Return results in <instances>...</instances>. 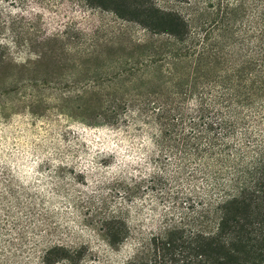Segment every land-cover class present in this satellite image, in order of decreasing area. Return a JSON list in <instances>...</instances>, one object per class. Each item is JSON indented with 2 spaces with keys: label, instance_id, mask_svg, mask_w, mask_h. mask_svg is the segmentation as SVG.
<instances>
[{
  "label": "rangeland",
  "instance_id": "rangeland-1",
  "mask_svg": "<svg viewBox=\"0 0 264 264\" xmlns=\"http://www.w3.org/2000/svg\"><path fill=\"white\" fill-rule=\"evenodd\" d=\"M126 3L0 0V264H264V187L220 201L249 158L176 152L132 112L139 94L186 88L188 62L167 65L178 42Z\"/></svg>",
  "mask_w": 264,
  "mask_h": 264
},
{
  "label": "trees",
  "instance_id": "trees-1",
  "mask_svg": "<svg viewBox=\"0 0 264 264\" xmlns=\"http://www.w3.org/2000/svg\"><path fill=\"white\" fill-rule=\"evenodd\" d=\"M113 2L119 15L129 9L126 0ZM185 2L193 13L189 19L159 10L149 0H135L137 23L151 28L159 21L164 25L160 31L174 38L168 43L178 42L168 53L167 65H188L182 64L181 73L186 88L175 82L153 98L139 94L129 106L138 117L150 120L158 130L156 138L172 142L176 152L225 159L232 151L249 158L223 185L225 197L220 201L225 209L264 187V133L248 132L249 125L258 126L264 118V0H207L204 7L196 0ZM5 50L0 42V61ZM238 126L245 128L243 141L235 135Z\"/></svg>",
  "mask_w": 264,
  "mask_h": 264
}]
</instances>
